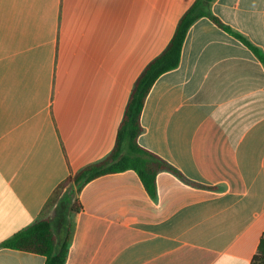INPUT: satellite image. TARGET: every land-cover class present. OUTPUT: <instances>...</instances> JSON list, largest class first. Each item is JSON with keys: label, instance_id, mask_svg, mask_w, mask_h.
<instances>
[{"label": "crops", "instance_id": "1", "mask_svg": "<svg viewBox=\"0 0 264 264\" xmlns=\"http://www.w3.org/2000/svg\"><path fill=\"white\" fill-rule=\"evenodd\" d=\"M195 0H0V244L41 219L65 264H254L264 238V65L210 19L153 84L138 144L176 168L151 199L133 171L64 204L63 182L114 147L133 84ZM211 13L264 54V0ZM45 258L0 249V264Z\"/></svg>", "mask_w": 264, "mask_h": 264}, {"label": "trees", "instance_id": "2", "mask_svg": "<svg viewBox=\"0 0 264 264\" xmlns=\"http://www.w3.org/2000/svg\"><path fill=\"white\" fill-rule=\"evenodd\" d=\"M214 1L195 0L180 17L174 34L164 51L148 63L138 76L126 103L122 120L116 131L114 147L110 153L102 160L80 169L63 182L61 188L68 187L69 189L65 205L71 211L81 209L77 195L87 183L101 176L125 171H133L138 176L144 190L153 200L156 198V176L161 172L170 173L189 186L215 189L187 180L176 168L142 148L137 142L143 132L140 116L150 89L161 75L178 67L188 30L199 19H210L216 26L246 46L264 65V54L257 47L211 13L210 7ZM68 241L69 232L58 242L50 220L41 219L2 242L0 249L40 255L45 258L44 264H65ZM262 262H264V238H261L257 253L252 259L254 264H262Z\"/></svg>", "mask_w": 264, "mask_h": 264}, {"label": "rangeland", "instance_id": "3", "mask_svg": "<svg viewBox=\"0 0 264 264\" xmlns=\"http://www.w3.org/2000/svg\"><path fill=\"white\" fill-rule=\"evenodd\" d=\"M62 189H65L64 194H63V199H64V201H66L67 200V197L69 195V193H68L69 192V189H68V187H65V188H62ZM64 204H65V202H64ZM66 208H67V206H66Z\"/></svg>", "mask_w": 264, "mask_h": 264}, {"label": "built area", "instance_id": "4", "mask_svg": "<svg viewBox=\"0 0 264 264\" xmlns=\"http://www.w3.org/2000/svg\"><path fill=\"white\" fill-rule=\"evenodd\" d=\"M262 264H264V262H262Z\"/></svg>", "mask_w": 264, "mask_h": 264}]
</instances>
